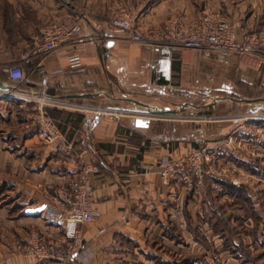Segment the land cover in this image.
Listing matches in <instances>:
<instances>
[{"label":"crops","instance_id":"1","mask_svg":"<svg viewBox=\"0 0 264 264\" xmlns=\"http://www.w3.org/2000/svg\"><path fill=\"white\" fill-rule=\"evenodd\" d=\"M121 1L130 5L125 8L143 31L162 28L170 20L190 21L200 15V5L194 0ZM111 2L89 0L83 7L91 21L103 23L111 16ZM216 2L212 3L214 8L225 6L239 34L241 25L257 17L264 20V12L253 8L256 1L251 6L240 0L232 5L224 0ZM257 3L264 5V0ZM76 10L74 0H0V77L6 79L5 66L19 64L25 85L30 88L174 101L177 88L197 89L199 81L213 80L217 66L226 70L238 61L243 70L256 71L264 64L262 54L205 56L199 50L141 47L129 43L123 35L100 42L94 31L96 37L89 41L87 23L65 45L49 54L24 59L34 36L48 23ZM109 41L112 45L107 47ZM73 53L80 57L78 66L70 64L69 55ZM222 87L230 91L235 86L224 82ZM26 96L33 97L0 90V264H46L18 252L15 243L26 241L34 231L61 237L62 230L46 223L41 213L54 206V192L78 170L77 156L43 144L36 133L23 127L15 104ZM63 101L68 105H93ZM50 108L63 112L58 126L80 160L99 167V173L92 177L93 221L80 228L84 251L75 264H152L159 255L170 261V256L156 250L155 238L162 232H176L177 217L182 220L180 232L187 233L185 216L191 219L192 212L187 192H178L177 180L157 173L158 159L180 156L194 147L217 155L233 152L237 157L227 139L240 134L264 148V134L255 138L258 125L254 123L239 127L228 122L204 124L194 134L188 124L115 108L121 112L93 117L90 127L84 128L85 110L49 107L52 118Z\"/></svg>","mask_w":264,"mask_h":264},{"label":"built area","instance_id":"2","mask_svg":"<svg viewBox=\"0 0 264 264\" xmlns=\"http://www.w3.org/2000/svg\"><path fill=\"white\" fill-rule=\"evenodd\" d=\"M87 23L86 33L89 41L123 35L126 40L149 47H171L176 49L199 50L207 56L215 53L253 54L264 51V30L260 32L241 33L234 24L218 12L203 9L198 18L190 21L170 20L162 28L139 29L126 13L117 12L109 16L103 23L91 21L86 14L73 11L59 19L48 23L40 34L27 44L24 59L51 53L79 35ZM100 31L104 32L101 33ZM72 66L80 65L77 53L69 55ZM5 78L19 86L26 84V77L19 64L3 68ZM11 95V94H10ZM30 96V95H29ZM19 105H30L36 109L33 120L38 124V139L57 150L77 156L78 170L64 186L53 194V203L49 209L41 213L42 219L62 230L61 237L53 234L44 235L38 231L31 233L26 241H17V251L45 261L46 264H75L84 251L80 228L93 221L94 211L91 207L93 185L92 177L99 173V167L92 162H85L78 157L77 150L62 132L57 122L49 115V107H71L85 110L82 126L89 128L93 117L106 112H121L118 109L101 105H71L65 101H56L44 96L20 97ZM146 115V114H145ZM144 116V115H143ZM248 119H262L264 114L253 111L247 114ZM236 115H204V121H232ZM261 132V129H258ZM231 139V138H230ZM237 146H244L238 141ZM157 173L165 179L180 180L191 185L192 177L200 178L204 173L228 179L233 184L239 183L234 171L224 166L213 153L191 148L185 154L176 157L164 156L156 163Z\"/></svg>","mask_w":264,"mask_h":264},{"label":"rangeland","instance_id":"3","mask_svg":"<svg viewBox=\"0 0 264 264\" xmlns=\"http://www.w3.org/2000/svg\"><path fill=\"white\" fill-rule=\"evenodd\" d=\"M74 1L78 5L76 11L89 15L87 8L83 7L88 4L89 0ZM143 1L140 0V2ZM201 1L194 0V3L197 2V5H200V12L203 9H208L231 20L229 15L225 13L224 5L217 9L212 4L217 3L216 0L213 2L209 0V3H205L204 0L200 3ZM224 1L232 5L238 0ZM240 1L249 3L250 6L256 1L253 8L258 7L260 13L263 14L264 5L257 3V0L254 2ZM69 2L72 3L73 0H69ZM121 2V0H112L111 15L117 12L129 13L125 6L129 7L130 5ZM128 16L135 22L131 14ZM239 29L242 33L260 32L264 30V20L262 17L254 18L249 24L241 25ZM229 54L215 53V56H228ZM254 54H262V58H264V51L262 50L245 55ZM213 67L215 68V66ZM224 68V66H217L214 79L199 81L197 89L177 88L174 91L176 92L174 94L175 100L172 102L208 101L219 98L264 95V64H261L256 71L248 68L243 70L238 61L230 64L226 70ZM199 71L202 72L201 69ZM224 82H229L235 87L228 91L222 87ZM207 86L212 87L208 88ZM171 99L173 100V98ZM15 107L23 127L33 133H38V124L33 120L34 115H32L36 109L27 104L20 106L19 103H16ZM135 111L139 112L140 110ZM253 111L264 114V108H259L198 111L184 114L164 113L165 115L155 118L170 119L178 123L188 124L187 128H192L194 134L204 124L228 122L236 123L239 127V125L254 123L258 125L254 129L257 139V135L264 134V120L248 119L247 114ZM140 112L143 113L144 111ZM227 113L236 115L237 119L232 121L201 120L206 114L220 116ZM258 129H261V132ZM230 138L227 139V142L233 147L237 157L232 155L233 152L231 155L214 153L213 155L218 158L220 163L230 167L237 174L239 183L233 184L228 179L206 173L199 179L192 177L191 185L177 180L178 192L181 190L187 192V198L190 199L188 204L192 216L191 219L185 216L187 233L180 232L182 220L177 217L176 232H162L156 236L154 242L158 245L156 250L165 256H170L171 260L168 261L166 257L161 259L159 257L161 255H159L157 260L152 261V264H264V148L260 147L253 139L241 134L235 138L230 136ZM238 141L244 146L238 147L236 144ZM198 149L200 148L198 147ZM187 213L189 212L187 211ZM163 237L167 240H163Z\"/></svg>","mask_w":264,"mask_h":264},{"label":"water","instance_id":"4","mask_svg":"<svg viewBox=\"0 0 264 264\" xmlns=\"http://www.w3.org/2000/svg\"><path fill=\"white\" fill-rule=\"evenodd\" d=\"M112 41L107 42V47ZM0 90L14 91L33 96H44L51 100H74L82 104L101 105L111 108L144 111L147 118L159 117L164 113L184 114L198 111L239 110L264 108V95L242 98H219L208 101L172 102L163 100L137 99L134 97L112 96L103 93L55 92L45 88H30L17 85L0 77ZM138 123V122H137Z\"/></svg>","mask_w":264,"mask_h":264},{"label":"trees","instance_id":"5","mask_svg":"<svg viewBox=\"0 0 264 264\" xmlns=\"http://www.w3.org/2000/svg\"><path fill=\"white\" fill-rule=\"evenodd\" d=\"M50 113L52 114L53 118L58 121V125H61L59 119L61 118V113L63 112L57 108H50Z\"/></svg>","mask_w":264,"mask_h":264}]
</instances>
